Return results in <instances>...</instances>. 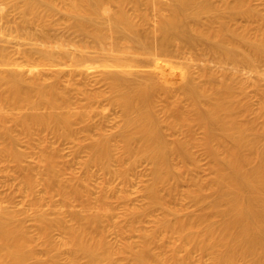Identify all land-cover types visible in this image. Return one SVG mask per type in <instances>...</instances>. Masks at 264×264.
<instances>
[{
  "label": "bare ground",
  "instance_id": "6f19581e",
  "mask_svg": "<svg viewBox=\"0 0 264 264\" xmlns=\"http://www.w3.org/2000/svg\"><path fill=\"white\" fill-rule=\"evenodd\" d=\"M56 13L83 44L43 35ZM88 43L104 57L88 55ZM194 47L256 71L264 8L250 0H0V161L17 180L0 197V264H264V88L221 64L199 66L187 56ZM89 63L119 110L116 132L75 143L87 152L83 167L102 171L96 193L88 178L62 175L59 148L42 134L59 142L103 127L94 120L102 93L73 106L74 87L62 78L85 77ZM16 130L40 145L35 162L17 147ZM198 151L204 177L195 175ZM143 160L150 177L136 205L111 179L128 184ZM15 190L22 199L11 207ZM54 195L80 208H45ZM112 197L123 205L119 220L109 214Z\"/></svg>",
  "mask_w": 264,
  "mask_h": 264
},
{
  "label": "rangeland",
  "instance_id": "374dc122",
  "mask_svg": "<svg viewBox=\"0 0 264 264\" xmlns=\"http://www.w3.org/2000/svg\"><path fill=\"white\" fill-rule=\"evenodd\" d=\"M217 1V0H215ZM253 4L257 5L262 11H263V3L264 0H250ZM150 18V24L155 22L156 15L154 12H151L149 15ZM53 20V22H52ZM103 22H105L106 19L104 17L101 18ZM236 23H244V19L240 16H237V19H235ZM43 35L48 36L52 40L57 39L60 42H65L66 45H68V42L71 43L68 46L72 47V43L75 44H83L84 40L82 36L77 35L76 33L72 32L65 23L63 22L62 17L60 14L56 13L53 16H51V23H49L47 26H45V29H43ZM106 41H110V37L106 36ZM153 41V40H151ZM154 42V41H153ZM151 42V49L157 50V48H154L153 46L156 44L154 42ZM175 44V45H174ZM89 47L87 48L89 52L88 55H92L94 57L102 58L104 57L103 53L99 51L96 47L92 45V43H88ZM153 45V46H152ZM179 45V43H173V47L171 45L172 51L176 48L175 46ZM73 46V47H74ZM72 47V48H73ZM69 48V47H68ZM71 49V48H70ZM152 49V50H153ZM179 47L176 48V52L174 51V57L179 56L181 53V50H178ZM159 50V49H158ZM157 50V51H158ZM170 52L171 54L173 52ZM180 53V54H179ZM179 54V55H176ZM187 56L194 59L196 64L202 67L211 66L213 69H218L221 64L222 66H225L229 69V71L236 72L241 78H246L247 81H257L262 88H264V63L259 62L257 63L256 71L252 70L251 68L247 67V65L243 64H237L234 65L233 63H219L215 57H212L208 53L206 54L205 51H203L200 47H194L190 49L187 52ZM180 60H182L180 58ZM208 68V67H207ZM254 68V69H255ZM261 75V76H259ZM63 80H70V84L74 87L72 91V98L71 101L73 102V106L79 105V104H86V94L87 93H94V92H101V102L100 100L96 101L99 102L100 106H104L105 109L102 110L103 115L97 114L94 116V120L97 121L99 118L104 119V125L102 128H98L96 126H92V128H89V130H79L76 133L75 137L63 139L61 141H55L54 137L50 134L45 135V133H42L44 137H46L48 143L51 146L58 147L60 156L58 160L64 165V171L63 176L68 177L71 173H75L77 176L88 178L92 191L96 193L99 189V184L103 180V174L102 171L91 166L89 168L83 167V161L85 160L87 156V152L85 149H80L76 151L75 149V143L81 142L86 143L88 136L96 137L100 132L105 133H114L116 132L117 127L115 126L117 120H118V107L108 103L109 101V88L108 85L101 79L100 77V71L99 67L95 64H88L87 70H86V76L80 77V76H74L70 77L69 75H64ZM66 82V81H65ZM78 89H81L83 92H79ZM248 95L249 99L252 103V110L257 109L258 106V97L253 94L252 87H248ZM251 95V97H250ZM100 110V107L98 108ZM254 112V111H253ZM254 113H251L250 116H254ZM169 132L166 128L164 129V133L166 134ZM18 136V144L17 147L25 153L26 160L27 161H36L37 154L39 152L40 145L34 144L33 146H29L27 142L24 140L23 136L16 130L14 132ZM170 133V132H169ZM197 137L200 136L199 132H197ZM167 137L170 138V135L168 133L166 134ZM262 145L264 147V138L262 139ZM198 154V168L195 170V175L197 177H204L205 174L208 172L207 170V157L205 154L201 153V151L197 152ZM149 164L146 161H140L138 165L135 167V170L132 172L131 180L128 184H123L121 179L117 176H114L111 179V183L115 186L117 190H125L130 194L131 202L136 205H141L143 203V197L141 195V191H138L142 188V186L148 181L150 174L148 170ZM9 169V168H8ZM12 171H9L11 173ZM12 184L13 186L17 184V180L14 179L12 176H9L7 172H5L2 168V163L0 161V197H4L8 185ZM186 184L184 182L181 183V189H184ZM22 199V193L18 192L17 190L13 193V200L14 202L8 203V206L15 207L16 201L19 202ZM45 208H52L57 206L58 204H61L60 198L58 195H54L53 199L46 200L45 201ZM109 202L111 204V209L109 210V214H113L115 216V219H121V212L123 205L121 202H119L115 197H112L109 199ZM57 204V205H56ZM69 205H58L57 207L61 206L63 209H79V203L77 201H69ZM183 206L187 207L188 209H191L194 206V202L190 199H185L183 201ZM151 217H146L143 221V226L149 227L151 226ZM113 236V235H112ZM114 238V237H113ZM133 239L137 240V235L132 236ZM61 264H65L64 261L61 259Z\"/></svg>",
  "mask_w": 264,
  "mask_h": 264
}]
</instances>
